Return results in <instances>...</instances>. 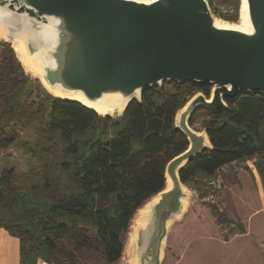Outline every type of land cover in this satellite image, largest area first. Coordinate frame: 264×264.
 I'll use <instances>...</instances> for the list:
<instances>
[{
	"label": "trees",
	"instance_id": "1",
	"mask_svg": "<svg viewBox=\"0 0 264 264\" xmlns=\"http://www.w3.org/2000/svg\"><path fill=\"white\" fill-rule=\"evenodd\" d=\"M40 81L0 41V152L34 159L37 180L19 188L14 169L1 172L0 228L19 240L20 264H88L91 251L115 264L137 211L166 188L168 162L189 147L177 112L198 92L208 97L211 87L165 81L114 118L56 97ZM226 102L220 111L200 107L189 120L194 126L203 118L212 144L180 171L200 198L234 162L253 161L264 187V94ZM209 206L219 225L230 222L218 205Z\"/></svg>",
	"mask_w": 264,
	"mask_h": 264
},
{
	"label": "water",
	"instance_id": "2",
	"mask_svg": "<svg viewBox=\"0 0 264 264\" xmlns=\"http://www.w3.org/2000/svg\"><path fill=\"white\" fill-rule=\"evenodd\" d=\"M243 4L248 30L218 25L207 0H0V31L24 42L47 87L66 96L58 98L80 95L92 110L110 98L128 100L124 113L165 81L211 87L176 114L189 147L168 162L171 184L150 199L140 238L151 229L162 236L183 212L180 171L212 147L206 130L190 125L192 114L220 111L243 93L264 94V0Z\"/></svg>",
	"mask_w": 264,
	"mask_h": 264
},
{
	"label": "rangeland",
	"instance_id": "3",
	"mask_svg": "<svg viewBox=\"0 0 264 264\" xmlns=\"http://www.w3.org/2000/svg\"><path fill=\"white\" fill-rule=\"evenodd\" d=\"M208 3L212 14L219 23L233 27L244 26L242 0H210ZM0 41L9 43L14 49L16 57L22 63L25 72L33 79L40 81L39 77H36L29 70L31 67L22 61L16 43L1 38ZM36 101L38 102L40 99H36ZM121 114L111 115V117L119 118L122 116ZM202 121L203 118L199 119L192 127L195 130L203 131ZM239 164L243 165L244 163ZM245 164L243 168L253 179L251 171L256 168L253 161L249 160ZM34 167V159L24 156L16 150L8 149L0 152V174L6 169H14L17 176L15 184L19 188L37 182L32 175ZM225 175L223 172L217 174L218 178L209 183L212 188L207 187V195L204 198H200L196 190H191L186 186L184 190L186 208L176 219L168 222L167 231L162 236H160L161 231L157 234L156 229H151L142 231L140 238V229L145 223L142 209L148 206L147 210L149 211L150 207V200L146 202L134 216L132 226L125 238L124 253L115 264L250 263L252 261L251 246L256 244L255 232L257 230L255 228L258 223L255 219L250 223V229L253 230L250 234H247V230L245 234L240 233V225L245 228V224L234 214V205L225 187L229 177H225ZM153 200L156 201L157 197H154ZM210 203L218 205L226 213L230 222L219 225L209 206ZM139 220H141V224ZM83 261L88 264H106L105 259L97 251L86 253Z\"/></svg>",
	"mask_w": 264,
	"mask_h": 264
},
{
	"label": "crops",
	"instance_id": "4",
	"mask_svg": "<svg viewBox=\"0 0 264 264\" xmlns=\"http://www.w3.org/2000/svg\"><path fill=\"white\" fill-rule=\"evenodd\" d=\"M243 165L237 162L228 164L218 174L223 172L229 177L225 187L234 205V214L244 222L247 234L253 231L250 223L257 220L256 244L251 246L252 261L248 264H264V187L257 169L251 171L252 179ZM0 264H20L19 240L3 228H0ZM37 264L49 263L38 260Z\"/></svg>",
	"mask_w": 264,
	"mask_h": 264
},
{
	"label": "bare ground",
	"instance_id": "5",
	"mask_svg": "<svg viewBox=\"0 0 264 264\" xmlns=\"http://www.w3.org/2000/svg\"><path fill=\"white\" fill-rule=\"evenodd\" d=\"M242 7H243L244 26L241 27L240 29L248 30L249 29V25H248V20H247L246 14L244 12V4L242 5ZM217 24L220 25V26H225V25L219 23L218 21H217ZM0 38L6 40L5 35L1 31H0ZM12 41H14L16 43L15 45H16V48H17L18 52L20 53L19 55H21L22 61H24L26 64H28L31 67V69H29V70H31L35 74L36 77H39V79L41 80V82L44 85V87H46L48 89V91L51 94H53L54 96H56V97H66L62 93H60L59 91L52 90V89L47 87V85L44 82L42 71H41V69H40V67L38 65L37 60H35L33 58H30L28 56L26 48H25V45H24V42H22L19 39L12 40ZM67 97H69L70 99H72L74 101H80L82 103H85L84 99L80 95H72V96H67ZM114 99L115 98H110L104 104H98V105H93V106L91 105L90 107H93V109L95 111H97L99 114H102V115H106V114L119 115V114L123 113V111H124V109H125V107H126V105L128 103V100L127 101H123L121 103H117L116 101H114ZM167 182H168V186H169L171 184L169 177H167ZM182 203H183V211H184V209L186 208V200L183 199ZM147 207L142 209V214L144 215V219H145V223H144L143 226H145V224H146V216L148 214L147 213V211H148ZM140 222H141V220H139V223Z\"/></svg>",
	"mask_w": 264,
	"mask_h": 264
}]
</instances>
